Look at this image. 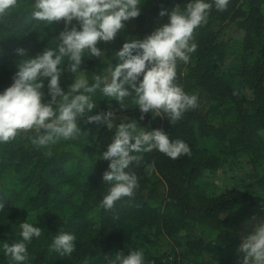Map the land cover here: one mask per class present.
Instances as JSON below:
<instances>
[{
  "label": "trees",
  "instance_id": "obj_1",
  "mask_svg": "<svg viewBox=\"0 0 264 264\" xmlns=\"http://www.w3.org/2000/svg\"><path fill=\"white\" fill-rule=\"evenodd\" d=\"M188 2L143 0L137 18L114 40L97 45L105 58L85 54L81 67L89 79L116 63L114 52L127 39H143L167 22L158 16L161 8L184 9ZM34 3L18 0L0 18V90L12 82L21 59L17 48L34 56L55 47L63 30L62 21L33 20ZM194 39L197 50L188 64L178 65V83L199 96V106L179 121L171 124L155 113L141 120L131 97L121 109L99 92L94 96L97 107L90 115L112 110L114 124L135 119L191 150L175 160L155 149L136 154L139 161L130 168L139 187L111 210L99 207L108 188L102 181L108 161L99 154L114 129L81 121L82 133L74 140L41 147L20 133L0 144V264H11L2 245L19 239L25 221L43 229L27 246L26 264H106V256L139 248L146 264H239L242 237L264 220V0H230L224 11L213 7ZM72 78L65 73L61 86ZM61 230L76 237L69 256L49 252Z\"/></svg>",
  "mask_w": 264,
  "mask_h": 264
},
{
  "label": "clouds",
  "instance_id": "obj_2",
  "mask_svg": "<svg viewBox=\"0 0 264 264\" xmlns=\"http://www.w3.org/2000/svg\"><path fill=\"white\" fill-rule=\"evenodd\" d=\"M142 2L35 0L32 19L46 25L62 21L63 30L56 35L55 47H44L34 56H26L25 49L17 48L21 59L16 62L12 82L0 90V144L14 140L20 133L30 134L31 143L41 147L59 140H74L82 133L81 121L114 129L110 142L99 154V159L108 161L107 170L102 173L108 188L99 205L105 211L135 195L139 182L130 165L139 161L136 154L155 149L175 160L191 155V150L185 141L170 139L163 129L140 127L135 119L128 121L124 117L114 124L112 110L90 115L97 107L94 96L99 92L106 100H115L121 109L128 108L125 100L131 97L141 120L144 114L155 113L171 124L179 121L199 106L200 98L185 92L178 83V65L188 64L196 52L194 33L207 23L210 10L215 7L224 11L230 0H189L184 9L161 8L158 16H166L167 22L143 39H127L114 52L116 63H109L89 79L87 70L81 67L85 54L105 58V50L97 45L114 40L127 21L140 15ZM17 7L18 0H0V18ZM65 73L73 78L62 87ZM3 209L0 202V210ZM19 228V239L4 241L2 245L11 264H26L28 244L43 231L26 221ZM75 246V235L61 230L52 237L49 252L69 256ZM237 252L239 264H264V220L252 224ZM106 264H146L145 253L142 248L127 254L118 251L110 258L106 256Z\"/></svg>",
  "mask_w": 264,
  "mask_h": 264
}]
</instances>
